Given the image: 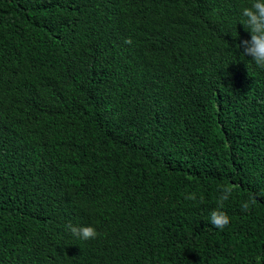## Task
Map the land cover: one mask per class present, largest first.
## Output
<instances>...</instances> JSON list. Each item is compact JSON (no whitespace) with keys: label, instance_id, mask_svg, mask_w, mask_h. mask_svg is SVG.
Listing matches in <instances>:
<instances>
[{"label":"trees","instance_id":"trees-1","mask_svg":"<svg viewBox=\"0 0 264 264\" xmlns=\"http://www.w3.org/2000/svg\"><path fill=\"white\" fill-rule=\"evenodd\" d=\"M249 4L0 0V264L264 256V68L238 46Z\"/></svg>","mask_w":264,"mask_h":264},{"label":"clouds","instance_id":"clouds-1","mask_svg":"<svg viewBox=\"0 0 264 264\" xmlns=\"http://www.w3.org/2000/svg\"><path fill=\"white\" fill-rule=\"evenodd\" d=\"M239 23L250 35V39L240 40L239 49L243 50L244 56H250L257 67L264 68V0H250V4L241 9ZM125 43L131 45L132 41L126 39ZM234 190L235 186L230 183L219 187L220 195L216 201L217 208L210 213V223L218 230L226 229L231 223V217L223 211V208L225 202L232 197ZM184 198L193 202L197 201L196 193H189ZM203 202L204 197L201 195L199 203ZM256 203L255 195H250L249 199L242 203V210L247 212ZM67 228L74 237L84 241L94 240L100 235L92 226H78L69 223ZM255 260L256 264H262L264 256L258 255Z\"/></svg>","mask_w":264,"mask_h":264}]
</instances>
